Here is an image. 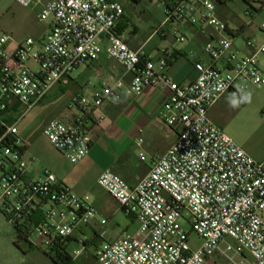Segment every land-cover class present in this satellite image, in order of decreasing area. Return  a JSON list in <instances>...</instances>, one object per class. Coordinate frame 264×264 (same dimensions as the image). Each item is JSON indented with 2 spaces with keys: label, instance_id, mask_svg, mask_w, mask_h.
<instances>
[{
  "label": "built area",
  "instance_id": "2783aa9c",
  "mask_svg": "<svg viewBox=\"0 0 264 264\" xmlns=\"http://www.w3.org/2000/svg\"><path fill=\"white\" fill-rule=\"evenodd\" d=\"M29 8L41 3L36 18L48 21L41 41L25 38L8 49L10 35L0 30V214L24 234L37 232L50 257L66 250L72 262L85 250V240L69 249L72 237L97 215L87 197H79L55 175L42 170L28 177L25 146L16 122L5 114L15 105L32 107L57 83H66L81 63L104 55L118 63L122 79L90 96L76 94L68 107L79 111L72 121L50 120L41 133L71 164L88 152L91 138L86 119L120 94L140 95L145 88L167 90L161 118L175 134L147 174L135 185L104 170L97 184L122 213L136 221L133 232L119 229L111 236L110 222H97L96 264H264V165L228 137L208 117V108L228 92L242 94L264 86L259 57L264 43L243 39L247 54L235 46L236 30L215 15L213 0H150L162 4L164 19L150 37L163 36L171 25L208 30L207 41L185 54L195 72L186 84L166 74L172 52L157 57L143 46L131 49L117 32L123 9L116 0H16ZM243 15L264 13V0H244ZM264 31V24L260 25ZM139 142L141 140H138ZM189 225L184 229L179 221ZM198 240L192 249L189 237ZM29 239V234L26 235ZM236 258H239L236 261Z\"/></svg>",
  "mask_w": 264,
  "mask_h": 264
},
{
  "label": "crops",
  "instance_id": "0c3cea01",
  "mask_svg": "<svg viewBox=\"0 0 264 264\" xmlns=\"http://www.w3.org/2000/svg\"><path fill=\"white\" fill-rule=\"evenodd\" d=\"M40 4L37 3L30 8L37 12ZM262 13L257 12L246 23L237 21L235 26L232 27L226 22L229 28L236 30L237 35L234 44L243 54L249 52L242 42L243 39H254L258 44L264 43V31L259 28L261 24H264ZM215 15L222 20L216 8ZM167 26L172 28L171 25ZM48 28L49 22L46 31L36 41H41L44 38ZM177 28L179 33L185 36L183 42H178L174 35H170L166 27L165 34L161 37L158 36L159 41L150 47L147 46L153 36H149L142 41L130 39L124 42L131 49L143 46L147 53L154 58L159 55L161 49L172 52L173 60L168 65L166 74L173 82L186 84L194 78L195 72L185 54L200 49L208 39V30L198 29L187 24H179ZM120 36L124 38L123 32ZM10 37L11 39L7 44L8 49L14 48L17 43L22 41V39H13L11 35ZM179 59H185V61L178 64ZM259 67L264 72V56L259 57ZM119 79H122L124 85H126L130 77L129 75L123 76L122 69L118 63L106 58L104 55L99 56L95 61L79 64L73 70L66 83H57L49 91V93L53 91V105L57 111L56 118L65 122L72 121L79 114L76 108L68 107V102L72 96L76 94L90 96L107 85H113ZM166 96L167 90L163 87L145 88L140 95L126 96L121 93L117 101L105 102L86 119L91 145L87 154L77 164L73 165L71 169H78L84 166L87 169L94 168V183L99 188L101 187L97 184V179L104 170H110L130 186L138 183L147 174L153 161L164 153L175 140L174 132L164 124L161 118L162 105ZM241 96L244 99L245 97H250V99H246L245 104L242 106L238 104L239 96L236 93L228 92L224 94L215 104L208 108L207 114L209 119L220 128L217 122L218 117L228 107L234 113L252 108L250 109V122L256 124L255 127L259 133L253 144L252 142L244 141L240 147L253 159L264 165V86L260 88L250 86ZM16 107L17 105L14 106L13 110ZM9 113L11 114L12 111L5 114V117L9 116ZM138 140L141 141L139 142ZM23 144L25 146L24 158L28 160L25 157L27 145ZM66 162L68 161L57 151V156L53 160V174L57 181L69 186L79 197H87L97 211V215L89 225L76 233L71 239V242H74L75 245L77 241L85 240L86 248L84 252L73 261V264L76 262L81 264L90 260L89 256L86 255L89 247H92L95 252L98 240L94 233L99 219L105 218L109 220L110 229H112L111 236L119 234V229H129L130 225L119 219V211H122L116 201L102 188L114 203L104 198L103 194L96 193L91 186L77 189L78 183L70 179L68 171L63 170V165ZM41 169L27 164L28 177L38 175ZM129 221L133 224L132 229H135L137 226L136 221L132 219H129ZM122 225H124V228ZM94 252L91 255L93 261Z\"/></svg>",
  "mask_w": 264,
  "mask_h": 264
},
{
  "label": "rangeland",
  "instance_id": "374dc122",
  "mask_svg": "<svg viewBox=\"0 0 264 264\" xmlns=\"http://www.w3.org/2000/svg\"><path fill=\"white\" fill-rule=\"evenodd\" d=\"M119 2L123 9V16L120 19V23L125 24L123 31V40L134 41L147 39L154 29L164 19L162 4H152L150 0H116ZM216 10L219 16L225 22H228L229 26H235L237 21H249V17L243 15L244 2L243 0H226L223 3L216 2ZM264 17V13L261 14ZM48 21H38L36 18V12L29 8L21 7L17 4L16 0H0V29L4 30L7 34H10L15 40H24L25 38H31L37 40L46 31ZM170 35H173V29L166 26ZM159 41L157 35L153 36L147 47L155 44ZM185 59H179V63H183ZM247 109V108H246ZM250 109L240 110L238 113H234L228 107L218 117V125L221 130L230 137L237 145L241 146V143L252 142L258 135V130L255 127L254 122L251 121ZM57 111L53 105V91L48 93L38 103H35L32 107L26 108L23 105H19L6 116V123L11 124L16 122V128L18 136L22 143L27 145L26 155L28 158L27 163L29 166L42 168V170H48L53 173V160L57 156V150L48 143L41 131L45 125L53 119H58ZM255 128V129H254ZM78 163V162H77ZM76 163V164H77ZM75 164L66 162L63 165V170L69 172L70 179L77 182V189H83L86 186H91L95 192L103 194L104 198L112 201L111 198L105 194V192L94 183V168L87 169V167L71 169ZM119 219L127 223L129 229L127 232H133V224L129 219L119 211ZM179 224L186 230L189 229V225L183 220L179 221ZM121 225V223H120ZM124 228V225H122ZM29 229L25 232L29 234L28 248L27 243L17 238V232L12 225L0 214V264H54L47 253L46 248L42 244V237L37 232H31ZM17 242V243H15ZM198 244V240L194 234L189 237V245L194 249ZM76 248L74 242L69 243V249ZM94 250L92 247L87 249L86 255L89 256V262H83L81 264H96L91 255ZM239 258H236L238 261ZM216 264H225L217 256L214 259ZM74 264H77L74 263Z\"/></svg>",
  "mask_w": 264,
  "mask_h": 264
},
{
  "label": "trees",
  "instance_id": "16d2710c",
  "mask_svg": "<svg viewBox=\"0 0 264 264\" xmlns=\"http://www.w3.org/2000/svg\"><path fill=\"white\" fill-rule=\"evenodd\" d=\"M215 1L219 2V3H223L226 0H215ZM124 29H125V24L123 21V23H119V25L117 26L118 34H121L124 31ZM236 95L239 96L238 104L240 106L244 105L246 102V99L242 98L241 94L236 93ZM0 132H1V129H0ZM13 228L18 233L17 238L24 240L27 243L28 248H29L30 244L26 240L25 234L20 229H17L16 227H13ZM15 243H17V242H15ZM50 258L54 264H73L71 257L66 250H63L61 252L58 251L53 255V257H50Z\"/></svg>",
  "mask_w": 264,
  "mask_h": 264
},
{
  "label": "clouds",
  "instance_id": "9594fccd",
  "mask_svg": "<svg viewBox=\"0 0 264 264\" xmlns=\"http://www.w3.org/2000/svg\"><path fill=\"white\" fill-rule=\"evenodd\" d=\"M245 99H250V97H245Z\"/></svg>",
  "mask_w": 264,
  "mask_h": 264
}]
</instances>
